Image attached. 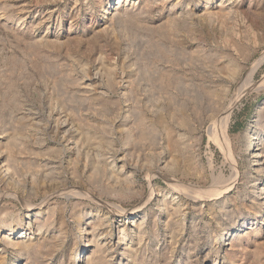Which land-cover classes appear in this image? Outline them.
I'll use <instances>...</instances> for the list:
<instances>
[{
    "label": "rangeland",
    "instance_id": "1",
    "mask_svg": "<svg viewBox=\"0 0 264 264\" xmlns=\"http://www.w3.org/2000/svg\"><path fill=\"white\" fill-rule=\"evenodd\" d=\"M118 1L0 0V264H264V0Z\"/></svg>",
    "mask_w": 264,
    "mask_h": 264
},
{
    "label": "bare ground",
    "instance_id": "2",
    "mask_svg": "<svg viewBox=\"0 0 264 264\" xmlns=\"http://www.w3.org/2000/svg\"><path fill=\"white\" fill-rule=\"evenodd\" d=\"M128 0H125V2H127ZM120 3V0L117 2V4H119ZM259 62L260 61H258L257 63H256V65H255V67H257V65L259 64ZM225 124V123H224ZM227 124V123H226ZM225 124V125H226ZM225 127V126H224ZM223 127V128H224ZM225 129V137H226V127L224 128ZM256 133H252V135H251V133L249 132V135L250 136H248L249 137V147H248V153L250 154V156H251V162H252V165H253V167L254 168H256L257 170L259 169H264V151L262 150L263 148H261L260 147V145H259V142H260V139L259 138H257L256 137V135H255ZM68 136L70 135V132H68V134H67ZM75 145V144H74ZM72 147H73V145H72ZM71 147V148H72ZM74 149V148H73ZM123 158V157H122ZM121 159V158H120ZM120 159H118V160H120ZM114 160V159H113ZM126 161V160H125ZM114 162V161H113ZM120 162H122V161H120ZM3 163V167L5 168V170H4V173H6V174H12V172H16V170H15V168H12V165H11V163H10V160H6V162L5 161H3L2 162ZM114 164H115V162H114ZM121 164V163H120ZM126 164V163H125ZM118 165V164H117ZM114 166H116V165H114ZM127 168V167H126ZM115 169V168H114ZM117 170H118V168H117ZM12 171V172H11ZM122 172V171H121ZM17 173V172H16ZM15 173V174H16ZM28 184H29V182H28ZM27 184V185H28ZM30 185V184H29ZM19 230V228H11V229H9V233L4 237V239H3V241H5L7 244H9V245H12V246H18L19 244H23V242L21 241L22 239H24V238H26V236H27V232H25V229L24 228H20V230ZM18 236V237H15V236ZM14 236V237H13ZM23 247H24V245H23ZM26 247H28L27 245H26ZM25 247V248H26ZM96 252V251H95ZM87 260H92V264L95 262V264H98V258H97V255L94 253L93 255H89L88 257H87Z\"/></svg>",
    "mask_w": 264,
    "mask_h": 264
}]
</instances>
